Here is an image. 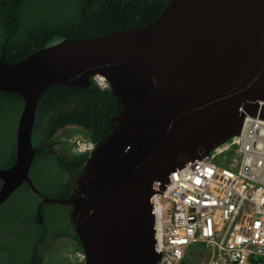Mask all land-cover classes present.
<instances>
[{"label":"water","instance_id":"water-1","mask_svg":"<svg viewBox=\"0 0 264 264\" xmlns=\"http://www.w3.org/2000/svg\"><path fill=\"white\" fill-rule=\"evenodd\" d=\"M96 76L120 108L115 123L68 196H46L28 175L38 99ZM0 91L22 100L0 204L25 182L40 203L70 208L83 264H158L153 194L238 136L246 117L264 121V0H168L144 25L66 38L16 62L0 57Z\"/></svg>","mask_w":264,"mask_h":264},{"label":"trees","instance_id":"trees-1","mask_svg":"<svg viewBox=\"0 0 264 264\" xmlns=\"http://www.w3.org/2000/svg\"><path fill=\"white\" fill-rule=\"evenodd\" d=\"M167 2L0 0V57L16 62L66 38H87L141 26L156 18ZM21 109L19 94L0 91V168L14 162L16 122ZM119 110L109 89L100 88L95 79L83 87L53 85L44 90L37 102L31 130L34 154L28 175L33 184L46 196L67 197L86 154L70 152L56 133L73 125L81 128L85 137L95 144L112 129L115 123L112 117ZM67 134L68 130L64 129V135ZM40 199L23 182L0 204V230L13 231L22 242H27L26 249L35 251L31 255L34 264H43L41 256L36 258L37 252L57 237L72 239L80 250L68 216L70 208L40 203ZM7 252L10 254L8 248ZM202 253L204 250L198 252L205 255ZM179 264L188 262L182 259ZM249 264H264V260L254 256Z\"/></svg>","mask_w":264,"mask_h":264},{"label":"built area","instance_id":"built-area-1","mask_svg":"<svg viewBox=\"0 0 264 264\" xmlns=\"http://www.w3.org/2000/svg\"><path fill=\"white\" fill-rule=\"evenodd\" d=\"M94 79L107 87L103 78ZM93 148L88 139L73 141L75 154ZM153 198L158 264H179L190 246L204 250L199 264L264 259V121L246 117L238 136L171 172ZM75 257L84 259L81 251Z\"/></svg>","mask_w":264,"mask_h":264},{"label":"rangeland","instance_id":"rangeland-1","mask_svg":"<svg viewBox=\"0 0 264 264\" xmlns=\"http://www.w3.org/2000/svg\"><path fill=\"white\" fill-rule=\"evenodd\" d=\"M64 129L68 130V134L64 135ZM59 130L56 135L59 136L60 140L65 142L67 149L70 152H73V141L76 138H84L87 139L84 135V133L82 132L81 128H78L76 126L70 125L67 126L66 128ZM227 155L225 157L223 156H219L217 157L219 160H224L226 159ZM74 244V243H73ZM70 244V243H66L64 241L60 242V241H55L52 243L51 245V249L48 250V259L46 260V264H53L51 263V259L52 257H54V255H56L57 261L56 264H82V262H78L75 254L78 250L75 245ZM199 246H190L183 259H185L188 264L192 263V264H199V261L201 259H203V255H199L198 252L202 251L201 248L199 249ZM60 256L62 257L60 259Z\"/></svg>","mask_w":264,"mask_h":264},{"label":"flooded vegetation","instance_id":"flooded-vegetation-1","mask_svg":"<svg viewBox=\"0 0 264 264\" xmlns=\"http://www.w3.org/2000/svg\"><path fill=\"white\" fill-rule=\"evenodd\" d=\"M38 204L36 205V208ZM39 222H41L40 220H38ZM16 227V226H14ZM1 228V227H0ZM55 241H64L67 244H73L75 245V242L67 237H57L54 238L53 240L51 239L47 245L41 250L37 252L36 258H38L39 256L42 257V263L46 264V260L48 259V250L51 249V245L53 242ZM25 242H22L20 240V236H18V234L15 232H10V233H6L3 232V229L0 230V264H34V260L32 259V253H35V251L32 249H26V246L28 245V243H25V248H22L21 245ZM7 248L10 251V254L7 252ZM62 257L60 256V259ZM56 255H54V257H52L51 259V263L56 264L57 261ZM56 260V261H55Z\"/></svg>","mask_w":264,"mask_h":264},{"label":"bare ground","instance_id":"bare-ground-1","mask_svg":"<svg viewBox=\"0 0 264 264\" xmlns=\"http://www.w3.org/2000/svg\"><path fill=\"white\" fill-rule=\"evenodd\" d=\"M183 168V167H182ZM181 169V168H180ZM155 194V193H154ZM153 194V195H154ZM152 201H153V209H154V207L155 208H158V205H157V203L154 201V198H153V196H152ZM159 208H160V206H159ZM155 238H156V235H155ZM156 242H157V239H156ZM81 251V250H80ZM82 252V251H81ZM204 258V257H203ZM263 259V258H262ZM264 260V259H263ZM82 264H83V261H82Z\"/></svg>","mask_w":264,"mask_h":264}]
</instances>
